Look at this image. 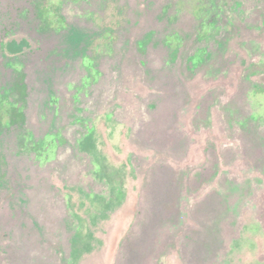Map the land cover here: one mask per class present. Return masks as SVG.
I'll list each match as a JSON object with an SVG mask.
<instances>
[{"label": "rangeland", "instance_id": "1", "mask_svg": "<svg viewBox=\"0 0 264 264\" xmlns=\"http://www.w3.org/2000/svg\"><path fill=\"white\" fill-rule=\"evenodd\" d=\"M0 264H264V0H0Z\"/></svg>", "mask_w": 264, "mask_h": 264}, {"label": "trees", "instance_id": "2", "mask_svg": "<svg viewBox=\"0 0 264 264\" xmlns=\"http://www.w3.org/2000/svg\"><path fill=\"white\" fill-rule=\"evenodd\" d=\"M28 45H29V42L26 39H22L19 41L18 40H11L7 44V49L11 53H19V52L23 51ZM90 139H91L90 137L85 138V141L82 143L83 149H85V147H86L85 144Z\"/></svg>", "mask_w": 264, "mask_h": 264}]
</instances>
